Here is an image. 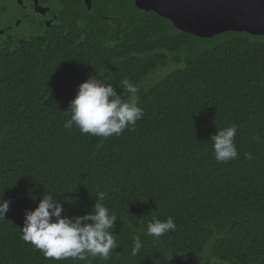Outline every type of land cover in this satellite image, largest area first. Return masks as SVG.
Returning a JSON list of instances; mask_svg holds the SVG:
<instances>
[{
  "label": "trees",
  "instance_id": "1",
  "mask_svg": "<svg viewBox=\"0 0 264 264\" xmlns=\"http://www.w3.org/2000/svg\"><path fill=\"white\" fill-rule=\"evenodd\" d=\"M39 2L59 24L39 21L35 34L0 43V193L11 201L0 264H264V37L228 32L196 52L207 39L135 0H92V12L82 0ZM90 76L125 99L124 80L139 88L144 115L131 130L102 138L64 127ZM232 125L238 158L218 163L210 138ZM98 192L118 218L108 260H55L21 239L24 212L42 196L71 217L86 214ZM169 216L174 231L144 234ZM135 235L143 247L133 256Z\"/></svg>",
  "mask_w": 264,
  "mask_h": 264
},
{
  "label": "clouds",
  "instance_id": "2",
  "mask_svg": "<svg viewBox=\"0 0 264 264\" xmlns=\"http://www.w3.org/2000/svg\"><path fill=\"white\" fill-rule=\"evenodd\" d=\"M122 84L127 99L99 76H90L80 83L68 110L64 111L69 117L64 127H75L81 134L102 138L131 130L143 117L144 110L138 106L139 88L128 80ZM236 133L237 127L232 125L217 130L211 136L213 156L218 163L238 158ZM252 158L251 153H245V159ZM106 196V192H98L94 205L86 214L71 217L62 215L64 209L60 200L52 195L42 196L34 209L24 212L21 239L55 260L72 258L87 261L90 256L108 260L119 245L116 234H113L118 218L101 203ZM10 203L0 193V220L6 219ZM175 227L174 218L169 216L166 220L154 218L143 231L145 235L159 239L174 231ZM130 228L137 231L135 226L130 225ZM142 247L140 236L135 235L131 254L138 255Z\"/></svg>",
  "mask_w": 264,
  "mask_h": 264
},
{
  "label": "water",
  "instance_id": "3",
  "mask_svg": "<svg viewBox=\"0 0 264 264\" xmlns=\"http://www.w3.org/2000/svg\"><path fill=\"white\" fill-rule=\"evenodd\" d=\"M92 12V0H82ZM33 11L45 17L49 6L33 0ZM138 9L154 12L183 33L211 39L233 32L264 37V0H135ZM56 13L46 16V27L58 25ZM17 25V24H16Z\"/></svg>",
  "mask_w": 264,
  "mask_h": 264
},
{
  "label": "rangeland",
  "instance_id": "4",
  "mask_svg": "<svg viewBox=\"0 0 264 264\" xmlns=\"http://www.w3.org/2000/svg\"><path fill=\"white\" fill-rule=\"evenodd\" d=\"M34 7L33 1L25 2L24 0H0V43H3L6 39L13 38L15 36H21L25 33L27 36L33 35L36 33L37 28L34 27L36 23L42 20L40 17L35 16V14H31L28 19H24L22 16L26 13L23 11L24 9ZM17 24V25H16ZM10 29L7 31L6 29ZM7 31L4 35H1L4 31ZM226 34H221L212 39H207L208 42H200L198 46L195 47V51H201L203 49H207L213 47L219 43H221L224 39H226ZM177 56V55H174ZM174 56H169V68L171 69L174 65L176 58ZM181 61L184 59V55L181 54L178 57ZM168 69L161 70L158 75H164ZM206 259L202 260V264H204ZM209 264H218L215 261H210Z\"/></svg>",
  "mask_w": 264,
  "mask_h": 264
},
{
  "label": "flooded vegetation",
  "instance_id": "5",
  "mask_svg": "<svg viewBox=\"0 0 264 264\" xmlns=\"http://www.w3.org/2000/svg\"><path fill=\"white\" fill-rule=\"evenodd\" d=\"M49 6V4H43L42 6ZM50 7V6H49ZM23 11H26V13L22 16L24 19H28L30 16H32L31 14H35V16H38L40 17L42 20V22H44L46 20V16L47 17H50L51 14L55 13V12H52L51 9L48 11L47 15L45 17H42L41 15L35 13L33 11V8H31V10H29L28 8L24 9ZM35 28H37V25H34ZM7 31H9L10 29H6ZM4 31L1 35H4L7 31ZM23 36H27V34L25 33L24 35H21V36H18V37H23Z\"/></svg>",
  "mask_w": 264,
  "mask_h": 264
}]
</instances>
